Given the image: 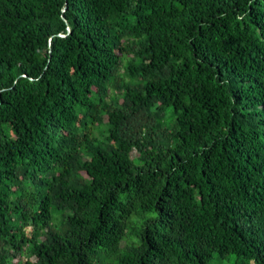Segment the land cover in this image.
<instances>
[{
  "label": "trees",
  "instance_id": "1",
  "mask_svg": "<svg viewBox=\"0 0 264 264\" xmlns=\"http://www.w3.org/2000/svg\"><path fill=\"white\" fill-rule=\"evenodd\" d=\"M0 264H264V0H0Z\"/></svg>",
  "mask_w": 264,
  "mask_h": 264
},
{
  "label": "rangeland",
  "instance_id": "2",
  "mask_svg": "<svg viewBox=\"0 0 264 264\" xmlns=\"http://www.w3.org/2000/svg\"><path fill=\"white\" fill-rule=\"evenodd\" d=\"M136 154H137L136 152H133L132 153V157H135ZM156 216L157 215L154 214V213H148V214H144L142 216L136 215V216H133L130 221L134 224L135 227H137V226L139 227V226L142 225V223L146 219H148V218L154 219ZM154 224H155L156 228L160 229L161 226H160V224L158 222H155ZM123 245H124V243H123Z\"/></svg>",
  "mask_w": 264,
  "mask_h": 264
}]
</instances>
